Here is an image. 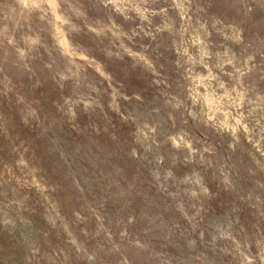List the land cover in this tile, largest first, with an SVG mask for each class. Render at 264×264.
I'll use <instances>...</instances> for the list:
<instances>
[{
  "label": "rangeland",
  "instance_id": "rangeland-1",
  "mask_svg": "<svg viewBox=\"0 0 264 264\" xmlns=\"http://www.w3.org/2000/svg\"><path fill=\"white\" fill-rule=\"evenodd\" d=\"M0 264H264V0H0Z\"/></svg>",
  "mask_w": 264,
  "mask_h": 264
}]
</instances>
